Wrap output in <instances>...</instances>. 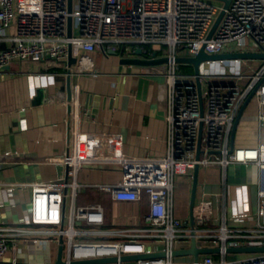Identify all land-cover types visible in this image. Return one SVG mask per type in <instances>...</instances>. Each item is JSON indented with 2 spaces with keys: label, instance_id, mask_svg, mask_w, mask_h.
Instances as JSON below:
<instances>
[{
  "label": "built area",
  "instance_id": "obj_1",
  "mask_svg": "<svg viewBox=\"0 0 264 264\" xmlns=\"http://www.w3.org/2000/svg\"><path fill=\"white\" fill-rule=\"evenodd\" d=\"M247 36L259 45L257 52H264V0H230L225 9L218 0H0V71L13 61H29L59 66L71 77L87 70L89 59L98 51H113L121 58L166 57L168 67L164 74L167 149L156 157L127 155L121 132L82 130L77 112L79 86L70 83L69 104L74 114L70 116L69 149L60 158L65 175L58 182L31 185L28 224L0 225V264H23L12 251L24 240L61 244L64 264L103 257H116L114 264H122V255L146 253L147 244L160 245L158 251L164 256L137 259L134 264H264V252L226 259L230 247L264 245V139L253 147L229 148L234 120L262 80L253 98L258 104V127L264 130V60L247 70L241 65L249 60H232V69L219 61L216 70L200 72L198 77L180 71L175 61L180 56H194L201 48L207 54L238 51L235 46H243ZM137 48L141 55L135 53ZM69 51L76 60L70 66ZM230 164L257 167L256 221L252 226L230 224L248 221L247 213L228 216L222 210L215 218L194 217L192 225L174 215L177 177L192 178L196 165H217L224 172ZM97 165H110L117 173L115 183L96 186L112 201L138 202L146 196L147 210L141 214L140 224L104 228L101 204H75L76 193L86 187L77 182L78 171ZM12 189L13 184H8V191ZM192 240L197 248L215 247L218 252L199 255L197 260L172 255L173 250L189 248Z\"/></svg>",
  "mask_w": 264,
  "mask_h": 264
},
{
  "label": "crops",
  "instance_id": "obj_2",
  "mask_svg": "<svg viewBox=\"0 0 264 264\" xmlns=\"http://www.w3.org/2000/svg\"><path fill=\"white\" fill-rule=\"evenodd\" d=\"M121 59L116 52L98 51L89 59L87 70L70 77V83L79 86V127L84 131L121 132L124 152L131 157L162 156L167 149L168 89L164 74L168 67L124 64ZM259 64L247 61L241 68L255 69ZM223 65L234 67L232 62ZM217 66L215 62L203 64L208 71ZM65 73L59 66L29 61H13L0 71V225L28 224L31 185L58 182L65 175L60 163L70 141ZM257 112V100L252 98L237 124L234 146L253 147L263 139ZM117 177L110 165L85 166L76 176L80 185H86L76 193V197L86 196L78 206L101 204L104 228L138 225L147 210L145 195L138 202H116L96 187L115 183ZM8 184H13L10 192ZM257 184L254 164H230L224 172L217 165L199 167L193 218H215L222 210L228 216L247 213L248 221L230 224L252 226L256 221ZM191 186L192 178L177 177L173 190V213L188 223ZM57 247L53 241L24 240L16 243L12 253L23 264H53ZM160 249V245H146L148 252Z\"/></svg>",
  "mask_w": 264,
  "mask_h": 264
},
{
  "label": "water",
  "instance_id": "obj_3",
  "mask_svg": "<svg viewBox=\"0 0 264 264\" xmlns=\"http://www.w3.org/2000/svg\"><path fill=\"white\" fill-rule=\"evenodd\" d=\"M223 3V9L227 8L230 0H218ZM69 9H70V4H69ZM223 14V10L220 12L218 15L217 19L215 20L213 27L208 35V38L211 36L213 30L215 29L216 25L218 24L221 16ZM68 35H70V29H71V18H68ZM135 53L137 55H141V48H137L135 50ZM154 56V55H153ZM235 59H240V60H264V52H241V51H235V52H225V53H219V54H207L204 51V48H201L199 52L194 55V56H180L175 59V61L178 64H184L188 65L192 68V73L195 76H199L200 74V65L202 63H214V62H225L227 60H235ZM76 62L74 58L71 57L70 51L68 55V65H72ZM121 62L124 64H135V65H142V66H153V65H159V64H165L167 62L166 57H161V58H123L121 59ZM263 81V80H262ZM261 81V82H262ZM258 83L257 86L254 88V90L248 95L246 100L244 101L243 105L241 106L235 120L233 123V127L231 130L230 134V151L234 148V137H235V131L237 128V124L239 122V119L241 117V114L244 110V108L247 106V104L251 101L253 98L254 92L256 88L261 84ZM197 87L198 91L200 93V81L197 79ZM72 98V93H71V88H70V74H67L66 76V100L68 102L67 104V128H68V139H69V131H70V112H71V106H70V101ZM203 113V104H202V99L200 96V114L202 115ZM201 131H202V124H200L199 127V141H200V136H201ZM200 155V148H199V142H198V148L196 152V158L198 159ZM198 170L199 167L196 165L194 167L193 173H192V186H191V196H190V224H193V215H192V208L195 203V193H196V186H197V178H198ZM61 252H62V245L59 244L57 247V255L56 259L53 264H64V262L61 259ZM218 252V248H210V247H203V248H197L195 245V242L192 240L191 245L189 248L185 249H177L173 250L172 255L175 257L179 256H192L194 260L198 259L199 255L203 254H216ZM228 253H258V252H264V245L259 246V245H252V246H239V247H230L227 249ZM164 256V252L162 251H157V252H146V253H141V254H126L122 255L119 258L120 262H133L137 259H146V258H158ZM117 262L116 257H103V258H96V259H86V260H79V261H73L70 264H114Z\"/></svg>",
  "mask_w": 264,
  "mask_h": 264
},
{
  "label": "rangeland",
  "instance_id": "obj_4",
  "mask_svg": "<svg viewBox=\"0 0 264 264\" xmlns=\"http://www.w3.org/2000/svg\"><path fill=\"white\" fill-rule=\"evenodd\" d=\"M154 49H156V46L153 47ZM236 50H245V51H250V52H257L260 48H259V45L251 38V37H245V43L244 45L242 46H235ZM250 62L251 61H258V60H249ZM225 62H232V60H227ZM216 65H219V62H215ZM203 64L205 63H202L200 65V72L201 73H204V72H208V70L204 69L203 68ZM179 65V69L182 71V72H185L186 69L189 67L188 65H184V64H178ZM264 136V134H263ZM262 136V138L264 139V137ZM86 196L85 195H77L76 197V200H75V204L78 206L80 204V201L82 199H84ZM69 205V195L67 196V199H66V207H68ZM261 222L264 223V216L261 218ZM250 253H228L226 255V259L227 260H236V259H240V258H243V257H246V256H249ZM184 257L182 256V258H178V259H183ZM188 258V257H187ZM185 258V259H187ZM215 259L216 260H219V256L216 255L215 256Z\"/></svg>",
  "mask_w": 264,
  "mask_h": 264
},
{
  "label": "trees",
  "instance_id": "obj_5",
  "mask_svg": "<svg viewBox=\"0 0 264 264\" xmlns=\"http://www.w3.org/2000/svg\"><path fill=\"white\" fill-rule=\"evenodd\" d=\"M185 73H188V74L192 73V68L189 66V67L186 69Z\"/></svg>",
  "mask_w": 264,
  "mask_h": 264
}]
</instances>
